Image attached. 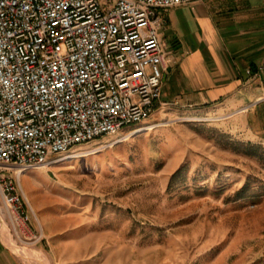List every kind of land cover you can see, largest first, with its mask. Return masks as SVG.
I'll return each mask as SVG.
<instances>
[{
	"label": "rangeland",
	"instance_id": "1",
	"mask_svg": "<svg viewBox=\"0 0 264 264\" xmlns=\"http://www.w3.org/2000/svg\"><path fill=\"white\" fill-rule=\"evenodd\" d=\"M215 117L159 105L144 131L27 171L30 222L12 213L20 239L10 226L17 247L6 243L0 223L2 241L21 264H35L33 252L48 264H264V137L244 119ZM1 170L4 188L14 171Z\"/></svg>",
	"mask_w": 264,
	"mask_h": 264
},
{
	"label": "built area",
	"instance_id": "2",
	"mask_svg": "<svg viewBox=\"0 0 264 264\" xmlns=\"http://www.w3.org/2000/svg\"><path fill=\"white\" fill-rule=\"evenodd\" d=\"M197 1L0 0V169H16L2 179L19 225L22 173L177 104L161 102V13Z\"/></svg>",
	"mask_w": 264,
	"mask_h": 264
},
{
	"label": "crops",
	"instance_id": "3",
	"mask_svg": "<svg viewBox=\"0 0 264 264\" xmlns=\"http://www.w3.org/2000/svg\"><path fill=\"white\" fill-rule=\"evenodd\" d=\"M161 16L163 102L239 117L264 137V0H201ZM1 236L0 264H21Z\"/></svg>",
	"mask_w": 264,
	"mask_h": 264
},
{
	"label": "bare ground",
	"instance_id": "4",
	"mask_svg": "<svg viewBox=\"0 0 264 264\" xmlns=\"http://www.w3.org/2000/svg\"><path fill=\"white\" fill-rule=\"evenodd\" d=\"M164 123H166V122H164ZM168 125L167 124H160L159 125V127H167ZM144 129L145 128H143V127H141L140 129H138V130H136L135 132L136 133H139V132H142V131H144ZM148 129V128H147ZM150 130V129H149ZM124 141L125 140H121V141H118L117 142V144H121V143H124ZM113 146V145H112ZM114 147V146H113ZM12 170H16V169H12ZM17 172H19V171H17ZM25 173H27V172H24V173H22L21 175H20V181H21V177H22V175H24ZM0 195H1V197L3 198V200H4V193H3V188H2V186H1V184H0ZM28 195H29V193H28ZM32 195V194H31ZM30 195V196H31ZM33 197H34V195H33ZM32 197V199L34 200V198ZM4 205V204H3ZM12 212H11V210L9 209V207H8V205L5 203V206L4 207H1L0 206V223H1V225H3V227H4V229L6 230V235H5V237H4V240L6 241V243H8V244H11V243H13V245L15 246V247H17V244H15L16 242H15V240H13L12 239V235H10V233H8L9 232V227L11 226L10 224H9V222H8V220H10L11 222H12ZM45 218V220H46V217H44ZM47 221V220H46ZM40 222V221H39ZM41 223V222H40ZM42 225V224H41ZM13 229H14V232L16 233V236H17V238L18 239H20V236L18 235V232H17V229H16V225L13 223L12 224V226H11ZM42 234H44V230H43V227H42ZM22 250H24V248H21ZM31 255V257H32V259H34V263L35 264H48V262H47V258H46V256H41V255H39V257L40 258H42L43 260H40V261H38V258L39 257H36V253H32V254H30Z\"/></svg>",
	"mask_w": 264,
	"mask_h": 264
},
{
	"label": "trees",
	"instance_id": "5",
	"mask_svg": "<svg viewBox=\"0 0 264 264\" xmlns=\"http://www.w3.org/2000/svg\"><path fill=\"white\" fill-rule=\"evenodd\" d=\"M180 174H181V170L180 171H178L176 174H174V176H173V180L174 179H177L179 176H180Z\"/></svg>",
	"mask_w": 264,
	"mask_h": 264
}]
</instances>
